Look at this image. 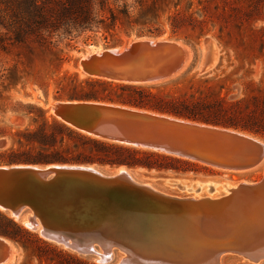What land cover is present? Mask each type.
<instances>
[{
    "label": "water",
    "instance_id": "obj_1",
    "mask_svg": "<svg viewBox=\"0 0 264 264\" xmlns=\"http://www.w3.org/2000/svg\"><path fill=\"white\" fill-rule=\"evenodd\" d=\"M165 44L134 41L120 53L119 47L105 48L99 61L90 55L80 64L85 73L98 78L152 83L176 73L172 72L176 66H159L165 61L161 52ZM166 74L170 76L165 78ZM57 102V118L94 137L222 170L253 163L240 147L241 137L229 128L101 101ZM232 139L239 145L230 146ZM194 176L147 175L161 183ZM150 180L139 182L126 170L108 173L90 165H0V210L40 238L80 255H93L103 264L114 262L116 253L113 264H223L227 255L247 264L264 263V220L259 219L263 228L235 236L236 224L230 218L238 212L253 215L261 207L264 212V176L238 185L232 201L239 194L243 202L213 208L159 190ZM6 240L0 236V264L12 257Z\"/></svg>",
    "mask_w": 264,
    "mask_h": 264
},
{
    "label": "trees",
    "instance_id": "obj_2",
    "mask_svg": "<svg viewBox=\"0 0 264 264\" xmlns=\"http://www.w3.org/2000/svg\"><path fill=\"white\" fill-rule=\"evenodd\" d=\"M236 1L239 0H198L203 13L201 20L186 16L182 9L177 8L170 16V29L173 33L185 27L201 30L208 21L217 22L219 27L237 29L262 20L264 0H246L249 2L246 8L235 4ZM210 6L216 12L212 13ZM118 14L126 15V12L118 10L116 13L109 6V0H0V52H8L12 45L28 50H49L55 38L71 40L89 33L101 32L106 39L112 36L110 31L116 27ZM221 20L226 26H221ZM143 34L137 32L138 36ZM252 34L259 39L264 50V24ZM65 77L69 81L59 84L55 99L119 104L215 126L242 128L252 133H256L253 130L256 126L264 133V87L259 89L258 95L248 99V111L240 115V100L225 103L220 98L188 99L166 95L141 84L97 77L79 80L76 74H65ZM38 111L40 122L33 128L16 132L18 148L0 152V163L94 165L111 169L123 166L174 173L197 172L206 168L185 158L85 134L54 117L48 119L41 108ZM0 236L22 250L24 256L16 264H94L40 238L2 210Z\"/></svg>",
    "mask_w": 264,
    "mask_h": 264
},
{
    "label": "rangeland",
    "instance_id": "obj_3",
    "mask_svg": "<svg viewBox=\"0 0 264 264\" xmlns=\"http://www.w3.org/2000/svg\"><path fill=\"white\" fill-rule=\"evenodd\" d=\"M197 1L109 0V6L116 10V13L118 10H122L126 12V15L118 14L116 27L110 31L112 36L106 39L103 38L101 32L89 33L71 40L55 38L54 45L49 50L41 48L28 50L12 45L8 52H0V152L9 148H18L15 134L25 128H33L40 122L38 108L45 111V116L48 119L54 117L60 120L54 115L52 107L57 101H67L54 98L59 84L69 81L66 77L64 78V75L76 74L79 80L85 77H95L84 72L80 64L81 60L93 52H100L102 49L111 47L121 49L139 39L165 40L177 44L183 63V66L181 65L174 75L141 85L174 97L202 98L204 100L220 98L225 103L240 100V115L246 114L249 106L248 99L258 95L259 89L264 87V50H262L259 39L252 34L254 30L264 24V7L261 10L262 20H256L247 26L241 25L237 29L219 27L217 22L208 21L201 30L185 27L173 33L169 26V20L177 8L182 9L186 16L197 20L203 18L201 5ZM176 3H178L177 6H175ZM235 4L246 8L249 2L239 0ZM210 8L212 13L216 12L212 6ZM224 24L221 20V26H226ZM0 31H2L1 28ZM150 31L158 34H149ZM137 32H144V34L138 36ZM218 35L221 37L220 39H218ZM86 36L89 38L85 39ZM209 41L214 44L215 61L211 67L202 69L205 45ZM229 129L247 133L264 142V133L256 126H253L256 133L242 128ZM193 162L206 167L197 172H184L195 175L193 178H220L222 181L237 183L255 182L264 176V160L257 167L232 171L206 166L197 161ZM0 165L6 164L0 163ZM96 167L109 173L116 169L107 166ZM128 171L139 182L150 180L147 175L151 173H167L144 169H128ZM150 183L162 191L181 192L182 195L191 194L190 191L186 192L177 187L170 188L156 180H150ZM16 221L22 224L20 220ZM240 226L242 229L245 227L243 224ZM9 243L12 251L10 258L12 259L7 264L19 263L24 254L15 243L11 241ZM54 245L94 264H103L98 262L93 255H80L60 245ZM117 258L118 253H116L114 262ZM223 264L247 263L234 255H227L223 258Z\"/></svg>",
    "mask_w": 264,
    "mask_h": 264
},
{
    "label": "bare ground",
    "instance_id": "obj_4",
    "mask_svg": "<svg viewBox=\"0 0 264 264\" xmlns=\"http://www.w3.org/2000/svg\"><path fill=\"white\" fill-rule=\"evenodd\" d=\"M146 39H139L137 41H144ZM149 41L152 42V45H156L157 42L159 41H165V40H156V39H147ZM167 43V45L165 44V47H163V49H161V52L163 50V53L166 55L165 56V61L161 62L159 66H167L166 64H168V66H176V68H174V71H178L181 68V65L183 66L182 63V58L180 59V48L177 44L173 43V42H169V41H165ZM178 48H179V52H178ZM119 53L121 52L122 48H117ZM104 50L102 49L100 52H93L90 55H95L97 57V60L99 61L101 59V54ZM157 50L153 51L152 53H156L157 54ZM178 52V54H177ZM215 48H214V44L212 41L207 42V45H205V54L204 57L202 59V69H207L209 67H211V65L214 63L215 61ZM88 55V56H90ZM84 58L83 60H81V63L84 65V63H86L87 57ZM122 59V56H120ZM182 57V55H181ZM110 60V59H109ZM112 61V60H111ZM116 62H119V60L116 59ZM184 62V61H183ZM83 67V66H82ZM84 68V67H83ZM85 69V68H84ZM170 74V73H169ZM169 74L164 75V77H168L170 76ZM117 77V74H116ZM117 79V78H116ZM146 84V83H144ZM58 102L54 103L52 109L53 112L56 114V109L55 106ZM229 131L233 132L234 135H236L237 137H241L240 139L242 140V142L240 144H242L240 147L246 150L244 153L247 154L246 156H251L253 158V163L244 167V168H240L237 170H246L248 168H253L254 166L257 167V165L259 163H261L264 160V142L258 138H256L255 136L249 135L247 133L244 132H240L237 130H232L230 129ZM235 138V137H234ZM235 139L230 140V146H236L239 142L238 141H233ZM239 145V144H238ZM234 148H230L228 153L231 154L233 152ZM96 168V166L94 165H90ZM120 170H126L128 171L127 168L120 166L117 167L115 170H113L110 173H115L118 172ZM129 172V171H128ZM109 173V172H108ZM130 173V172H129ZM163 174V173H161ZM166 174V173H165ZM149 175V174H148ZM189 186V184H191ZM240 183H248L247 181H243V182H231V181H225L220 178H192V179H177L174 181H170V180H166L164 181V185L173 188V187H177V188H181L182 190L190 191L191 194H187V195H182L181 192H172V193H177L178 196H184V197H188L192 200L198 201L200 202V206L205 207V208H213V207H217L220 204H226V206L229 205H234L236 203H241L243 202V199L239 198V194H237L236 196L233 195L234 199L232 201V194H235V190L238 188V185ZM197 188V189H196ZM210 191V193H209ZM239 198V199H237ZM240 200V201H238ZM243 210V209H241ZM244 211V210H243ZM251 213H241L238 212L237 215L235 216V218L233 216H230V218L233 220L232 223L236 224L235 225V230L237 231L236 235H244V233H252V229H256L259 230L261 229V227L263 228V226H261L260 220H264V212L262 207L259 208L257 210V212L253 215H250ZM240 224H243L245 227L242 229L240 228ZM264 229V228H263ZM264 234V232H261ZM246 234V235H247ZM248 239H250V237H248ZM6 243L10 246L9 241L6 240ZM12 258H9V260H7L4 263L1 264H7L9 263Z\"/></svg>",
    "mask_w": 264,
    "mask_h": 264
}]
</instances>
